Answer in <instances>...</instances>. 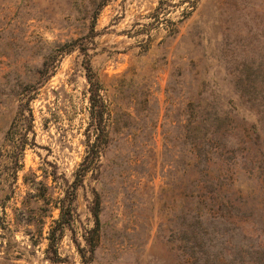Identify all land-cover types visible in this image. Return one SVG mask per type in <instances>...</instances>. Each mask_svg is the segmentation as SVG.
<instances>
[{
	"label": "rangeland",
	"instance_id": "obj_1",
	"mask_svg": "<svg viewBox=\"0 0 264 264\" xmlns=\"http://www.w3.org/2000/svg\"><path fill=\"white\" fill-rule=\"evenodd\" d=\"M0 264H264V0H0Z\"/></svg>",
	"mask_w": 264,
	"mask_h": 264
},
{
	"label": "trees",
	"instance_id": "obj_2",
	"mask_svg": "<svg viewBox=\"0 0 264 264\" xmlns=\"http://www.w3.org/2000/svg\"><path fill=\"white\" fill-rule=\"evenodd\" d=\"M89 72H88V80L90 82V90H91V115H92V128L96 131L97 136L99 135V133L102 131L101 129V123H102V97H101V93H100V82H99V77L92 71L91 66H88ZM31 100L26 101L25 104H21L20 108H19V114H25L26 112H28L30 118L33 120L34 119V110L33 107L31 105ZM29 140V135L28 132H24L23 133V137L22 139L19 141L18 143V147L20 150H24V148L26 147L27 143ZM32 144H36V140L35 138L33 140H31ZM97 146V144H95L94 142H89L88 144V151L89 152H93L95 147ZM88 170L87 166L84 168V171L82 173V175L85 174V172ZM63 206H61V217H60V222H65V217H66V213L68 211H64L63 210Z\"/></svg>",
	"mask_w": 264,
	"mask_h": 264
}]
</instances>
